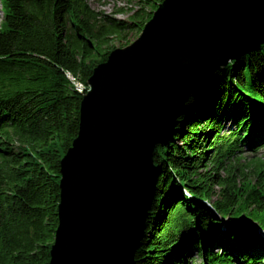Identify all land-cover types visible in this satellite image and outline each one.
<instances>
[{
	"label": "trees",
	"instance_id": "obj_1",
	"mask_svg": "<svg viewBox=\"0 0 264 264\" xmlns=\"http://www.w3.org/2000/svg\"><path fill=\"white\" fill-rule=\"evenodd\" d=\"M138 1L122 21L84 0H1L0 264L49 261L60 162L86 92L75 83L86 87L115 49L109 39L141 33L163 0ZM226 116L233 127L223 132ZM243 145H264V42L192 86L168 142L154 149L157 174L134 264H193V252L197 264L264 262L263 169L257 182L237 185L225 167Z\"/></svg>",
	"mask_w": 264,
	"mask_h": 264
},
{
	"label": "water",
	"instance_id": "obj_2",
	"mask_svg": "<svg viewBox=\"0 0 264 264\" xmlns=\"http://www.w3.org/2000/svg\"><path fill=\"white\" fill-rule=\"evenodd\" d=\"M262 42L264 0H163L136 40L94 67L60 162L45 264H134L157 174L154 149L168 142L192 86L221 65L210 59L222 53L226 64Z\"/></svg>",
	"mask_w": 264,
	"mask_h": 264
},
{
	"label": "rangeland",
	"instance_id": "obj_3",
	"mask_svg": "<svg viewBox=\"0 0 264 264\" xmlns=\"http://www.w3.org/2000/svg\"><path fill=\"white\" fill-rule=\"evenodd\" d=\"M87 4H89L95 10L106 14L112 17L115 20H122L127 21L129 20V14L137 5H139L138 0H84ZM142 4V3H141ZM3 18L2 12V4L0 0V24ZM140 35V32H136L133 30L127 31H120L118 36L110 38L108 42V46H113V48H122L126 45L131 44L134 40H136ZM127 43V44H126ZM230 60V59H229ZM228 60V61H229ZM226 59L219 60L214 65L220 63H224ZM227 61V62H228ZM213 66V65H212ZM211 66V67H212ZM210 68V67H209ZM226 119L222 123V131L227 132L228 129L232 128V122L230 117H225ZM222 132V133H223ZM225 167L230 169L233 173H235L237 185L242 183V180L247 179L253 181L254 183L257 182L258 178V170L260 168L263 169V176L260 179L261 182L264 183V145L259 147L256 151H252V148L248 147L247 145L242 146V151L236 154L235 157L230 159H226ZM219 176H227V169L222 168L218 171ZM216 191L219 189L218 187L214 188ZM215 199V198H214ZM210 203H212L210 201ZM225 220L226 219H222ZM264 234V231L262 232ZM236 264H245L242 259L237 256ZM202 261V257L195 252H193L192 262L193 264H197ZM258 264H264V262H259Z\"/></svg>",
	"mask_w": 264,
	"mask_h": 264
},
{
	"label": "bare ground",
	"instance_id": "obj_4",
	"mask_svg": "<svg viewBox=\"0 0 264 264\" xmlns=\"http://www.w3.org/2000/svg\"><path fill=\"white\" fill-rule=\"evenodd\" d=\"M102 1H107V0H102ZM259 32V31H258ZM263 32V31H262ZM253 37V36H252ZM254 39L255 38H253L251 41L253 42L254 41ZM250 41V40H249ZM252 44V43H251ZM234 45V44H233ZM241 46V45H240ZM218 56V55H217ZM222 57H224V55H222V53H219V57L218 58H215V59H210V60H212L211 62L210 61H208V65H213V64H215L216 62H218L219 60H222ZM208 60V59H207ZM206 61V60H205ZM210 62V63H209ZM204 64V63H203ZM207 64V62L204 64V65H206ZM203 65V66H204ZM208 65H206V66H208ZM193 75V74H192ZM195 76H197V75H193V78L195 77ZM72 78V77H71ZM73 79V78H72ZM75 86H76V88H77V90L78 91H80V92H85L86 90H87V88H88V86L86 85V87L85 86H83L82 84H80V83H75ZM133 221V220H132Z\"/></svg>",
	"mask_w": 264,
	"mask_h": 264
}]
</instances>
